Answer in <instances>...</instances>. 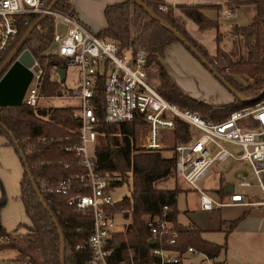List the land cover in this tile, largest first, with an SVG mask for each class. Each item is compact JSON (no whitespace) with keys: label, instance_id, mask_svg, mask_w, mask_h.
I'll list each match as a JSON object with an SVG mask.
<instances>
[{"label":"trees","instance_id":"obj_1","mask_svg":"<svg viewBox=\"0 0 264 264\" xmlns=\"http://www.w3.org/2000/svg\"><path fill=\"white\" fill-rule=\"evenodd\" d=\"M52 1L46 0L48 5ZM143 1L155 15L135 0L113 2L105 7L107 26L98 34L118 40L123 48L136 49L143 46L147 51V64L153 68L154 65L157 66L160 78L158 89L168 100L182 107L198 110L205 118L218 121L225 119L236 109L257 102L258 99L243 101L236 97L228 104H211L181 89L163 64L162 57L171 42L182 41L163 22L171 24L180 35L192 42L240 93L255 98L264 88V0H240L255 2L256 14L249 24L233 25L232 48L224 49L220 45L215 56L190 35L185 24L174 14L172 6L163 10L159 7L161 0ZM54 8L75 15L71 0H59ZM181 9L201 28L219 27V22L209 18L200 5H182ZM42 15L30 14L25 17L28 21L21 24L14 46ZM54 29V18L47 15L26 37L23 46V49H29L33 53L43 68L41 92L46 96L62 93L63 86L60 82L62 79L58 68H66L67 64L66 59L60 54L47 51L54 42ZM222 37L220 32L218 39L221 40ZM182 43L204 64L193 50ZM238 75L247 80L245 84L238 80ZM103 92V77H100V86L94 96L96 112L102 118L92 151L95 166L108 178L110 188L124 183L130 188V194L125 195L123 200L106 207L126 218L123 224L125 228L118 227L107 245L111 250L112 262L153 264L151 255L153 245L150 243L151 234L145 216L162 213L164 205L168 204L170 206L168 217L179 232L174 246L182 251L187 250L189 246H195L213 258L214 264H223L215 260V257L220 254L223 247H226V243L219 244L206 239L199 226L185 225L179 220L178 195L183 188L178 184L172 188L160 187L157 184L169 177L180 178L175 170V155L168 149L137 147L136 121L106 122L103 119L105 113ZM44 98L40 99L36 107L25 103L18 106H0V121L13 132L19 143L17 147L9 132L0 124V133L5 134L9 144L15 147L24 166L20 198L30 219V223L22 224L24 230L18 227L14 232L7 231L1 219V210L7 199L5 195H1L0 234L14 233V237L9 243L0 245V248H14L17 251L16 257L27 260L29 262L27 264H63L62 241L54 220L56 218L65 237V264H84L91 256V249L88 247L76 249L75 246L88 240L93 231V216L68 202L75 194L90 192L85 182L75 177V171L70 169L78 162L79 157L75 150L67 149L68 146H75L79 142V122L74 115L76 106H47L42 102ZM173 135L174 141L188 140L192 136L191 126L179 120ZM166 151L170 153L165 154ZM65 163L72 166L65 167ZM29 172L34 176L49 209L35 191ZM63 176L72 181V188L67 193L44 189V184L55 183ZM237 222L238 219L233 220L232 226ZM232 226L227 229V234Z\"/></svg>","mask_w":264,"mask_h":264},{"label":"built area","instance_id":"obj_2","mask_svg":"<svg viewBox=\"0 0 264 264\" xmlns=\"http://www.w3.org/2000/svg\"><path fill=\"white\" fill-rule=\"evenodd\" d=\"M48 6L46 0H0V61L3 63L14 50L20 26L28 21L25 17L46 13L54 18V41L59 44L58 54L67 63L79 68L78 86L72 92L79 99L74 110L79 122V142L67 147L75 150L79 157L74 166L65 163V167L72 166L70 169L75 171L74 176L84 181L90 189L89 193L75 194L68 200L93 216V231L88 240L75 246L76 249H91V256L84 264H114L107 245L119 227L116 218L121 216L106 208L115 204L112 188L109 187L108 178L96 169L92 155L97 129L102 121L94 102L100 77H103L105 101L103 119L110 123L136 121L137 147L170 150L176 157V173L198 192L201 208L210 210L245 201L246 196L241 192L233 191L228 198H220L199 184L215 162L230 158L245 160L250 164L252 175L240 171L238 184H257L261 188V199L251 203L264 208V94L254 105L236 109L223 120L205 118L198 110L168 100L157 89L150 79V69L154 68L147 64V51L143 46L123 48L118 40L91 31L76 15L49 9ZM169 6L165 2L159 3L163 10ZM59 24L65 26L64 32L59 31ZM32 69L34 75L23 103L36 107L40 99L46 96L41 92L43 68L36 57ZM179 120L191 126L192 136L188 140L174 141L173 132ZM168 130L172 134L171 143L164 139ZM226 143L237 146L240 151L226 146ZM71 188L72 181L64 176L55 183L44 184V189L51 192L67 193ZM169 209L170 206L166 204L162 213L145 216L151 240H154L151 249L153 264H182L184 251L174 246L179 232L168 217ZM13 237L14 233L0 234V245L9 243ZM186 251L196 253L200 250L189 246ZM27 263V260L16 256L0 259V264ZM242 264L258 263L243 261Z\"/></svg>","mask_w":264,"mask_h":264},{"label":"crops","instance_id":"obj_3","mask_svg":"<svg viewBox=\"0 0 264 264\" xmlns=\"http://www.w3.org/2000/svg\"><path fill=\"white\" fill-rule=\"evenodd\" d=\"M118 1L123 0H71L75 9V15L77 19L85 25H88L90 28H96L95 30L97 31H101L107 26L105 7L110 3ZM161 1L173 7L174 14L185 24L190 35L196 41L204 45L207 48L208 52L214 56L217 55L219 46H222L221 43L223 42L222 39L224 36H226V40L231 39L233 44L234 35L231 31L233 25L249 24L253 20L257 11V4L255 2H243L240 0ZM190 4L200 5L202 11L209 18L219 22V27L212 26L208 28H201L198 23L187 16L181 9L182 5ZM228 10H230L231 12L228 13ZM220 32L223 36L221 40L218 39V34ZM162 62L166 66L173 80L187 94L211 104H228L235 100L236 97L231 91L229 96H223L218 89L214 88V86H216L220 89L219 82H223L211 71V73L214 74V79L209 72L210 70L208 71L206 66L196 56H194V54H192V52H190V50H188V48L182 42H171L165 49V54L162 57ZM191 65L193 66V69H190ZM197 70L201 72L204 80L210 86V88H208L209 86L206 87L204 85H201L200 90L207 94L205 96L197 95L196 93H194L189 86V82L186 79V76H184H198ZM5 142L6 144H9L8 138ZM232 146L234 149L240 151L237 146ZM18 157L21 162L22 179L24 166L19 154ZM233 160L235 161V166H231L229 167V169H225L224 167H215V162L212 165L210 172L204 178L206 179L209 176L214 181L216 178V185L214 184L218 191V195L216 197L228 198L229 194L233 191L241 192L246 196L244 202L223 207H216V209H219L221 211L220 217L218 219L220 225L219 229L226 230L227 232V229L232 226V221L238 219L236 225L232 226L227 234L228 240L226 241V247L224 248L226 249L228 245L235 246L243 254L242 256L250 258L252 260H250L251 262L264 264V208H262L258 204L251 203L261 199V188L257 184H254L252 186H240L238 184V173L240 171H244L245 173H248L249 176H251L252 170L246 168V164H249L247 161L236 159ZM181 180L184 182V186L182 187L183 190L190 189L194 191V189L191 188L183 179ZM206 189L208 190V188ZM197 198L200 206V198L198 192ZM23 228L21 230L25 229ZM201 229L204 232V229ZM247 260L249 261V259Z\"/></svg>","mask_w":264,"mask_h":264},{"label":"rangeland","instance_id":"obj_4","mask_svg":"<svg viewBox=\"0 0 264 264\" xmlns=\"http://www.w3.org/2000/svg\"><path fill=\"white\" fill-rule=\"evenodd\" d=\"M91 31L97 33L100 31L95 30L96 28H90L86 25ZM59 31L64 32L65 26L59 24ZM226 36L222 39V47L224 49H229L232 47L231 39L226 40ZM59 44L53 42L52 45L48 48V52L58 53ZM231 49V48H230ZM195 56V55H194ZM207 68V67H206ZM190 69H193V66H190ZM208 69V68H207ZM198 71V70H197ZM209 71V69H208ZM211 76L214 74L209 71ZM188 73V72H187ZM189 82L191 90L197 95H207L205 92L200 90L201 85L206 87L209 84L203 78L201 72L198 71V76L193 75H184ZM215 79V77H213ZM150 79L156 85L157 89L159 86V73L157 71V66L154 65V69H150ZM198 79V80H197ZM79 80V68L75 64H66V77L64 80H60L63 89L60 94H48L43 99V103L47 106H65V105H75L77 107L79 99L73 95V89L78 86ZM238 80L242 83H246V79L238 75ZM199 81V82H198ZM220 89H218L223 96H229L231 93L227 86L219 82ZM210 88V86L208 87ZM213 88V87H211ZM159 90V89H158ZM217 91V90H216ZM53 95V96H51ZM194 97V96H193ZM171 130L166 131L165 142H172ZM7 136L0 133V196L5 195L7 202L1 210V219L4 227L9 232H14L18 227L20 230L24 227L22 224L29 223V217L26 213L24 203L20 198L21 193V175L22 168L21 162L18 157L17 151L14 146L6 144ZM226 146L233 148L231 144L226 143ZM170 152L166 151L165 154ZM215 167H224L229 169L231 166H235V161L230 158L226 161H217L214 165ZM247 169H251L250 164H246ZM216 181V178H215ZM209 176L201 180L199 184L205 188H208V191L212 195L217 196L218 191L214 186L216 183ZM160 187L172 188L177 184L182 188L184 182L178 177H169L167 179L160 180L158 183ZM216 185V184H215ZM239 188V187H238ZM112 198L115 202L123 200L125 195L130 194V188L127 183H124L120 186L114 187L111 190ZM178 208H179V219L185 225L195 224L204 229L203 235L206 239L217 242L219 244H224L228 240L226 230L219 229V217L221 211L219 209L213 210H203L199 206L197 191L193 190H182L178 195ZM129 221V218L127 219ZM116 221L118 223L119 229H124L123 224L126 222V218L123 216H117ZM24 229V228H23ZM227 238V239H226ZM17 251L14 248H0V259L10 258L15 256ZM243 254L235 247L230 246L225 249L222 248L221 253L215 257V260L223 262V264H242V261H249L250 258L243 257ZM252 261V260H251ZM182 264H214V259L206 256L203 252L199 251L196 253L184 251L182 254Z\"/></svg>","mask_w":264,"mask_h":264},{"label":"water","instance_id":"obj_5","mask_svg":"<svg viewBox=\"0 0 264 264\" xmlns=\"http://www.w3.org/2000/svg\"><path fill=\"white\" fill-rule=\"evenodd\" d=\"M59 0H53L49 4V9H53L56 3ZM140 5L144 6L148 11H150L153 15L155 13L153 10L149 8V6L143 0H135ZM48 14H43L41 19L46 17ZM34 22L23 34L21 40L15 46L14 50L9 54L7 59L0 65V106H18L23 104V99L26 94L27 88L32 81L34 71L32 66L35 63V57L33 53L29 49H23L24 42L26 37L33 31V29L38 25L40 20ZM163 24L170 29L173 33L177 34L182 42H184L191 50H193L199 58L209 67L212 72L227 86V88L235 95V97L240 98L243 101H251L254 99H258L260 96L264 94V88L261 93L255 98H249L244 96L239 90L234 87L226 78H224L213 66L212 63L186 38L179 34L178 30L173 27L171 24L163 22ZM58 72L60 74L61 79H65L66 77V68L61 67L58 68ZM0 124L9 132V135L14 140V143L19 147L18 140L16 139L13 132H11L8 127L0 121ZM30 173V172H29ZM31 180L34 186L35 191L38 193L41 201L45 204L46 208L49 207L46 205L45 200L42 196V193L38 187V184L34 178V176L30 173ZM59 232L61 236L62 246H61V260L62 263L65 264V237L63 231L60 227L59 222L56 218H54ZM151 244H154V240L150 241Z\"/></svg>","mask_w":264,"mask_h":264}]
</instances>
